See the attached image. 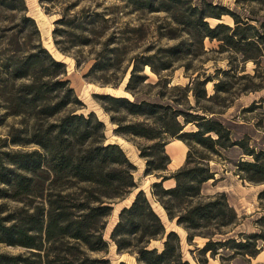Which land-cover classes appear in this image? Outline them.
Wrapping results in <instances>:
<instances>
[{
  "label": "trees",
  "instance_id": "trees-1",
  "mask_svg": "<svg viewBox=\"0 0 264 264\" xmlns=\"http://www.w3.org/2000/svg\"><path fill=\"white\" fill-rule=\"evenodd\" d=\"M119 1L134 10L167 13L176 31L187 36L186 40L171 37L177 38L176 44L140 62L135 59L124 87L133 100L94 94L115 126L113 136L145 142L135 146L144 162L143 176L156 179L148 189L150 198L136 183V167L121 146L107 142L104 123L93 112L78 113L84 104L65 79V64L42 46L25 0H0V106L4 116H19L28 122L18 131L23 137L16 135L10 143L35 146L14 151L0 146V247L19 251L0 252V264H110L109 244L117 254L131 255L136 264H191L183 259L180 236L174 228L167 229L150 200L160 206L168 224L185 232L187 245L194 247L189 252L197 253V257L192 255L195 264H209V259L230 264L237 257L256 258L264 245V213L255 220V232L228 235L233 230H225L236 226L238 217L226 195L202 193L205 183L216 181L210 163L222 159V151L233 148L247 158L235 163L237 177L264 185V148L250 147L247 136L234 138L232 130L217 118L222 112L213 107H228L219 95L230 93L233 75L222 71L219 79L198 73L181 86L171 84L170 74L161 73L194 57L192 46L203 53L207 38L239 53L243 63L251 61L254 73L243 75L253 85L248 89L264 88V16H242L212 3L193 4L192 0ZM38 2L47 10L44 4L52 0ZM242 2L247 6L257 3L264 11V0ZM74 6L65 7L54 21L61 26L53 29L54 38L74 35L71 32L77 29L85 31L83 24L97 22V14L83 9L69 13ZM223 15L231 18L232 26L220 22L210 26L206 20H220ZM112 37L95 53L89 73L113 66L112 57H107V52L114 50L108 47ZM60 43L54 39L57 50L67 53V49L91 41L84 36L79 42L70 41L66 48L58 47ZM142 66L157 76L150 85L158 89L153 100L136 98V86L147 80L139 74ZM190 66L186 63L184 70L189 71ZM210 82L213 93L208 95L205 85ZM187 126L191 128L186 130ZM172 138L180 140L187 151L183 163L167 173L170 157L165 146ZM169 180L173 185L165 187ZM134 191L131 201L119 210L109 241L105 240L103 232L113 203ZM258 200L264 202V188ZM195 237L205 239L201 247L193 242ZM153 242L160 247L151 246Z\"/></svg>",
  "mask_w": 264,
  "mask_h": 264
},
{
  "label": "rangeland",
  "instance_id": "rangeland-1",
  "mask_svg": "<svg viewBox=\"0 0 264 264\" xmlns=\"http://www.w3.org/2000/svg\"><path fill=\"white\" fill-rule=\"evenodd\" d=\"M237 1L238 3H235ZM28 15L31 16L38 27L42 46L48 43L51 52L57 51L61 56L54 58L65 64L66 76L65 79L69 81L70 87L74 90L75 95L84 104V108L78 113L93 112L99 120L105 125V136L108 138L107 142H117L121 145L124 153L128 159L135 165L134 179L136 183L146 192L150 198L148 189L152 182L156 181L154 177L143 176L144 162L138 157V151L135 144H145L140 139L122 140L113 136V129L115 126L110 123L108 116L103 112L99 101L94 97V94H109L113 96H124L130 100L133 97L125 92L124 87L129 78V72L133 63L142 61L144 57H148L157 53L159 49H164L176 44L177 38L186 40L185 36L180 30L176 31L174 25L170 22L169 15L165 12H148L146 10H134L126 3L119 0H52L50 3L44 4L47 10L38 2V0H25ZM193 4H200L202 2L212 3L217 6L225 7L230 11L239 13L240 15L253 16L256 19H262L264 11L257 3L247 6L243 4L242 0H192ZM75 5L69 13H78L83 9L87 13H95L97 22L92 24L85 23L84 29H77L74 35L65 34L62 37L53 36V29L61 26L56 25L54 21L60 17L65 7ZM210 26L217 23H224L232 26V20L229 16L223 15L220 20L214 18H207ZM65 29V28H62ZM174 30V34L171 30ZM88 37L91 41L90 45L77 46L67 49V53H61L57 50L54 44V39L62 41L58 47L66 48L70 41L75 43L81 41L83 37ZM113 36L110 41L109 48L114 50L108 51L107 57H112V67L104 69L103 71L89 73L94 60L93 57L97 51L102 49V43ZM221 42L218 40H203V53L198 51L194 46V57L186 58L180 63L174 65V69L170 72L161 75L170 74L171 84L185 85L189 77H194L198 73L204 75H216L217 78L222 79L221 72L228 71L229 78L232 82L233 88L228 94H220V99L228 105L222 109L219 106H213L214 110L222 113L217 116L226 126L232 130L234 138H242L247 136L248 145L256 150L264 148V88L250 91L248 87H252V83L248 78H243V75H252L254 73V64L251 61L243 63L241 55L235 53L230 49L221 48ZM45 48V47H44ZM46 49V48H45ZM47 50V49H46ZM48 51V50H47ZM50 53V51H48ZM51 54V53H50ZM52 55V54H51ZM161 55V52L158 54ZM136 59V60H135ZM189 63L191 68L185 71L183 65ZM140 66V65H139ZM146 66L139 67V74L147 77V80L142 85L136 86V98L144 100H153L154 94L158 91L150 85L157 81V76L146 71ZM261 72V71H260ZM97 80V81H96ZM99 81V82H98ZM116 83V85H103L100 82ZM258 83V79L251 80ZM107 89H111L107 91ZM208 95L213 93L212 82L205 85ZM110 92V93H107ZM218 99V100H220ZM5 110L0 106V146L2 150H33V145H12L10 140L16 135L23 137V133H18L20 129H25L28 122L22 117L4 116ZM123 115L124 114H120ZM125 120H132L125 116ZM191 127L187 126L186 130ZM175 139H170L169 142ZM187 151V149H186ZM186 154V153H185ZM247 158L241 156V152L237 148L222 151V159H217L211 162L210 166L216 172L215 182L209 181L203 185V195H211L217 192H222L226 195L229 205L234 209L238 217V224L232 228H227L225 231L233 232H255L257 230L255 220L264 213V202H259L258 193L264 188L262 184H251L241 181L235 174V163L238 160H246ZM174 168L167 167V173L173 172ZM172 181H166L163 185L165 187L171 186ZM134 191L132 194H135ZM130 194L126 199L113 203V210L107 219L106 228L103 232V237L106 231L113 227L119 210L128 204ZM134 196V195H133ZM133 198V197H132ZM154 206L156 213L162 216V212L157 205L150 200ZM10 206H14L9 202ZM167 229L174 228L181 239V251L185 261L195 264L192 255L197 257L196 251H193V246H188L185 241V232L180 228H176L173 224H168L166 218L163 220ZM109 236V234H108ZM108 236L104 239L108 240ZM193 242L197 247H201L205 239L195 237ZM151 246L160 247V243L153 242ZM0 252L16 254L19 251L8 247H0ZM260 255L254 259L244 260L240 257L235 258L230 264H264V245ZM128 255V256H127ZM107 258L110 264H136L134 258L128 253L117 254L115 247L109 244ZM209 264H220L218 260L209 259Z\"/></svg>",
  "mask_w": 264,
  "mask_h": 264
},
{
  "label": "bare ground",
  "instance_id": "bare-ground-1",
  "mask_svg": "<svg viewBox=\"0 0 264 264\" xmlns=\"http://www.w3.org/2000/svg\"><path fill=\"white\" fill-rule=\"evenodd\" d=\"M44 47L50 51V53L52 54V56L54 58L58 57V56H61L57 51H52V49L50 48V45L48 43L44 44ZM57 59V58H56ZM58 60V59H57ZM146 71L150 72L148 67L146 66L145 67ZM107 91H110L111 89H107ZM107 93H110V92H107ZM120 141H122L121 139H119ZM186 146L180 141V140H173L171 141L169 144H167L165 146V152L170 156L171 158V163L168 165L169 168H175L177 166H179L180 164H182L183 160H184V157H185V153H186ZM134 194H132L128 200V203L131 201L132 197H133ZM154 205H157L156 203ZM159 210L162 212V216L161 218L164 220L165 218V215L163 213V210L160 208L159 205H157ZM153 209L155 210L154 206H152ZM156 212V210H155ZM109 234V230L106 231V234H105V238L108 236ZM260 254L257 255V257L259 256ZM128 256V255H127Z\"/></svg>",
  "mask_w": 264,
  "mask_h": 264
},
{
  "label": "crops",
  "instance_id": "crops-1",
  "mask_svg": "<svg viewBox=\"0 0 264 264\" xmlns=\"http://www.w3.org/2000/svg\"><path fill=\"white\" fill-rule=\"evenodd\" d=\"M115 138H120L121 140H123L121 137H117V136H115ZM113 143H117V142H113ZM169 143H170V142H169ZM169 143H168V144H169ZM118 144H119V143H118ZM120 146H121V145H120ZM169 157H170V156H169ZM170 163H171V158H170ZM170 163H169V164H170ZM182 163H183V162H182ZM180 165H181V164H180ZM180 165H179V166H180ZM179 166L175 167L174 170L177 169ZM169 181H172V183H173V180H169ZM164 183H165V182H164ZM172 185H173V184H172ZM172 185H171V186H172Z\"/></svg>",
  "mask_w": 264,
  "mask_h": 264
},
{
  "label": "water",
  "instance_id": "water-1",
  "mask_svg": "<svg viewBox=\"0 0 264 264\" xmlns=\"http://www.w3.org/2000/svg\"><path fill=\"white\" fill-rule=\"evenodd\" d=\"M157 181H160V180H157Z\"/></svg>",
  "mask_w": 264,
  "mask_h": 264
}]
</instances>
